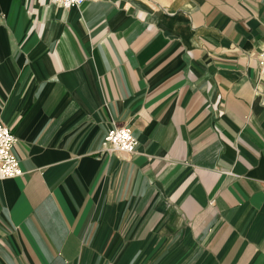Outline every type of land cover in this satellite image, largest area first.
<instances>
[{"label":"crops","instance_id":"0c3cea01","mask_svg":"<svg viewBox=\"0 0 264 264\" xmlns=\"http://www.w3.org/2000/svg\"><path fill=\"white\" fill-rule=\"evenodd\" d=\"M263 50L264 0H0V264H264Z\"/></svg>","mask_w":264,"mask_h":264},{"label":"built area","instance_id":"2783aa9c","mask_svg":"<svg viewBox=\"0 0 264 264\" xmlns=\"http://www.w3.org/2000/svg\"><path fill=\"white\" fill-rule=\"evenodd\" d=\"M87 0H52L66 8L80 6ZM261 76L264 79V50L258 55ZM17 138L11 128L0 122V178L20 176L24 173L20 160L13 151ZM139 144L129 125L112 126L106 133L104 149L108 152L133 154Z\"/></svg>","mask_w":264,"mask_h":264},{"label":"clouds","instance_id":"9594fccd","mask_svg":"<svg viewBox=\"0 0 264 264\" xmlns=\"http://www.w3.org/2000/svg\"><path fill=\"white\" fill-rule=\"evenodd\" d=\"M141 18H143V17H141Z\"/></svg>","mask_w":264,"mask_h":264}]
</instances>
